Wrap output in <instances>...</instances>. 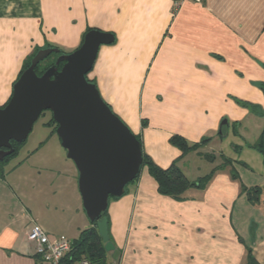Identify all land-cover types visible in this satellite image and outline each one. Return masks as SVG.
<instances>
[{
    "label": "crops",
    "instance_id": "0c3cea01",
    "mask_svg": "<svg viewBox=\"0 0 264 264\" xmlns=\"http://www.w3.org/2000/svg\"><path fill=\"white\" fill-rule=\"evenodd\" d=\"M92 30L115 40L88 79L162 169L178 161L186 174L193 156L216 153L244 114L236 99L264 110V0H0V108L38 50L69 54ZM42 134L0 163V264H40L35 225L72 242L92 226L75 164L53 131ZM173 137L208 142L183 158ZM210 163L183 201L160 194L143 167L109 204L119 257L103 264H246L249 251L264 264V205L248 201L251 185L230 165Z\"/></svg>",
    "mask_w": 264,
    "mask_h": 264
},
{
    "label": "water",
    "instance_id": "95a60500",
    "mask_svg": "<svg viewBox=\"0 0 264 264\" xmlns=\"http://www.w3.org/2000/svg\"><path fill=\"white\" fill-rule=\"evenodd\" d=\"M114 40L112 34L92 30L70 54L51 47L37 52L14 84L10 101L0 108V162L14 153L12 142H26L41 115L51 112L61 146L77 168L84 211L89 221L96 223L106 252H112L117 260L119 253L109 241L104 214L110 199L121 198L140 176L143 149L87 78L101 46ZM52 55L58 56L55 65L38 76L36 67Z\"/></svg>",
    "mask_w": 264,
    "mask_h": 264
},
{
    "label": "rangeland",
    "instance_id": "374dc122",
    "mask_svg": "<svg viewBox=\"0 0 264 264\" xmlns=\"http://www.w3.org/2000/svg\"><path fill=\"white\" fill-rule=\"evenodd\" d=\"M235 102L244 114H242V118L236 122H232L234 129L231 131V136L222 140L221 145L217 146L218 150H216V153L210 151L209 154L206 152L205 154L197 155V157L191 155L193 157L187 168L188 171H185L187 175L184 174L190 180L201 177L205 173H209L210 169L214 167V165H210L211 161L215 164V167L217 165H223L224 163L226 164L225 157L230 162L227 165L233 168L234 173L239 177L241 176L244 183L251 185L248 189L254 187L264 188V155L258 148L264 134V110L251 101L236 99ZM257 112H262V114H257ZM51 121V112H44L34 125L27 141L21 147L27 144L29 146L34 144L38 140L37 137H41L43 135L42 133L46 132L47 129L53 131L54 125ZM55 135L58 138L57 133ZM63 152L67 158V153L64 149ZM221 154L225 156L223 157ZM229 155L230 159L228 158ZM248 167L249 169H247ZM260 200V203L264 205L263 194Z\"/></svg>",
    "mask_w": 264,
    "mask_h": 264
},
{
    "label": "trees",
    "instance_id": "16d2710c",
    "mask_svg": "<svg viewBox=\"0 0 264 264\" xmlns=\"http://www.w3.org/2000/svg\"><path fill=\"white\" fill-rule=\"evenodd\" d=\"M83 41H82V43H83ZM51 48H53V47H51ZM37 52L34 54V56L37 54ZM61 54H64V52L62 51ZM34 56H32L26 62L24 70H26L30 66L31 60L33 59ZM57 57H58L57 55H52L47 60L40 63L35 69L36 74L38 76H42L49 68H51L52 66L55 65ZM61 67H62V65L60 66V69H61ZM87 78H88V76H87ZM90 82H92V81H90ZM4 107H2V108H4ZM51 123L54 125L53 133L56 134L58 125L53 120V118H52ZM263 136H264V134H263ZM263 136L261 138V142H260V145L258 146V148H259V151L261 153H263V155H264ZM137 138L140 141V143L142 145V149H143V144H142L140 137L137 136ZM207 142L208 141L191 146L179 137H173L171 139V143L173 145L177 146L181 150L182 157H184L188 153L197 151L198 149L201 148L202 145H204ZM22 144H17L15 142H12V145L14 148V153L11 156L6 157L1 162H6L9 159L15 157L18 153L19 148L22 146ZM224 160L226 161V164L230 163L229 160H227V158L225 159V157H224ZM177 163H178V161L174 162L169 168L162 169L159 166H157L154 163V161L152 159H150L144 153V150H143V167H146L148 169L150 175L157 182L159 193L164 195V196H169V197H171L177 201H183V200H185V198H186L185 195L189 190L194 189V188L203 187L206 184L207 178H203V179H200L198 181H191L184 174V172L181 170V168L178 166ZM127 188H126L125 193L127 192ZM243 191L247 195L248 201H250V203H252L254 205L260 203V197L263 194V189L261 187H254L251 189L244 187ZM116 199H118V198H111L110 202L112 200H116ZM107 213H108V211L104 214V216L108 219ZM108 230H109V224H108ZM108 233H109V231H108ZM105 244H106L105 241L103 240V238L101 237V235L98 232L96 223H93L90 228L84 230L81 233L80 237L77 240L72 242V249L62 260V264H77L82 260H87V261H89L90 264H103L105 262V259L107 256V252L105 250ZM246 264H256V260H255L254 256L252 255L251 251H249V253H248V258H247Z\"/></svg>",
    "mask_w": 264,
    "mask_h": 264
},
{
    "label": "built area",
    "instance_id": "2783aa9c",
    "mask_svg": "<svg viewBox=\"0 0 264 264\" xmlns=\"http://www.w3.org/2000/svg\"><path fill=\"white\" fill-rule=\"evenodd\" d=\"M185 0H174V6L179 9ZM201 3L203 0H191ZM28 239L35 244V254L40 260V264H62L64 257L72 249V241L60 237L53 238L42 231L38 226H33L28 232ZM79 264H90L87 260H82Z\"/></svg>",
    "mask_w": 264,
    "mask_h": 264
}]
</instances>
